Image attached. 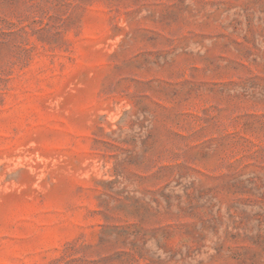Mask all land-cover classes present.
I'll return each mask as SVG.
<instances>
[{
    "label": "rangeland",
    "instance_id": "1",
    "mask_svg": "<svg viewBox=\"0 0 264 264\" xmlns=\"http://www.w3.org/2000/svg\"><path fill=\"white\" fill-rule=\"evenodd\" d=\"M0 264H264V0H0Z\"/></svg>",
    "mask_w": 264,
    "mask_h": 264
}]
</instances>
